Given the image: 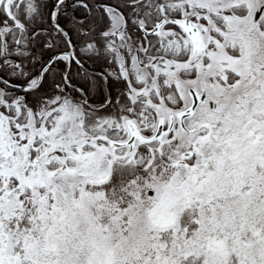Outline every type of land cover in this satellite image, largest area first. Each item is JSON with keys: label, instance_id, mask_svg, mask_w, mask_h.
Masks as SVG:
<instances>
[{"label": "snow or ice", "instance_id": "6c2138e0", "mask_svg": "<svg viewBox=\"0 0 264 264\" xmlns=\"http://www.w3.org/2000/svg\"><path fill=\"white\" fill-rule=\"evenodd\" d=\"M0 264H264V0H0Z\"/></svg>", "mask_w": 264, "mask_h": 264}]
</instances>
